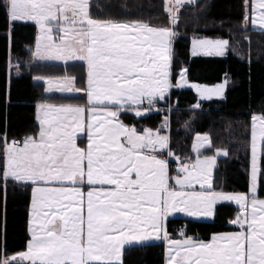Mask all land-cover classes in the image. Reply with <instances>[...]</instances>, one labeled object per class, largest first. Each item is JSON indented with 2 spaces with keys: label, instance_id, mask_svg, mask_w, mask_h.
I'll list each match as a JSON object with an SVG mask.
<instances>
[{
  "label": "snow or ice",
  "instance_id": "6c2138e0",
  "mask_svg": "<svg viewBox=\"0 0 264 264\" xmlns=\"http://www.w3.org/2000/svg\"><path fill=\"white\" fill-rule=\"evenodd\" d=\"M193 0L167 4L171 26L143 20L97 19L90 0H4L11 31L34 22L39 29L32 56L40 61H82L85 86L76 77L47 78V90L84 93L85 104L38 105L40 129L23 141L3 142L0 188L9 181L32 189L31 238L26 250L3 256L0 264H124V250L153 239L166 242V264H264V171L258 153L264 142V113L251 116V170L249 193L217 190V155L202 156L211 145L207 133L196 134L194 161L178 163L169 172V136L161 128L137 129L120 116L137 117L170 98L174 88L189 86L188 70L174 74L173 43L178 35V12ZM243 25L264 31V0H244ZM193 51L225 56L228 39H193ZM178 75V78H177ZM37 80L43 79L37 77ZM227 83V80L225 81ZM190 86L205 98L220 96L224 84ZM199 107V104L194 105ZM86 134L81 147L77 140ZM179 161V157L175 158ZM85 186L87 191L85 192ZM239 207L232 225L239 231L213 233L208 240L181 231L173 239L167 220L175 213L214 217L217 204Z\"/></svg>",
  "mask_w": 264,
  "mask_h": 264
},
{
  "label": "trees",
  "instance_id": "16d2710c",
  "mask_svg": "<svg viewBox=\"0 0 264 264\" xmlns=\"http://www.w3.org/2000/svg\"><path fill=\"white\" fill-rule=\"evenodd\" d=\"M3 3L4 0H0V137L6 132L9 141H22L39 132L36 118L39 103L87 102L85 95L47 94L44 83L35 78L74 76L76 87L82 88L86 65L34 61L29 49L34 48L36 42L35 24H16L10 38L11 26L4 15ZM244 11V0H195L180 8L174 28L178 33L173 43L174 74L186 68L191 82L213 85L229 76L231 83L225 99L202 101L199 107H194L199 100L193 90L172 89L168 102L171 106L168 147L174 154L170 158L171 171L176 172V157L182 162L192 159L196 134L207 133L212 146L205 153L212 154L217 149L228 152L226 157L218 158L214 174L217 190L226 192H249L251 116L264 113V31L245 28ZM90 13L97 19L143 20L154 26H171L165 0H90ZM195 35L227 38L244 59L232 52L226 57H192L191 39ZM10 55L20 71L12 79L8 67ZM167 113L165 109L153 110L137 117L125 111L120 119L139 130L158 129ZM3 147L0 141V167L4 162ZM261 149L264 171V142ZM31 190L28 185L12 181L8 182L6 191L0 188V258L26 249L30 238ZM258 195L264 198V187L258 189ZM238 212L239 207L233 203H221L212 220L174 217L167 221V231L172 238H182L183 231L194 238L208 240L213 233L236 230L230 221ZM124 264H165V243L127 247Z\"/></svg>",
  "mask_w": 264,
  "mask_h": 264
},
{
  "label": "rangeland",
  "instance_id": "374dc122",
  "mask_svg": "<svg viewBox=\"0 0 264 264\" xmlns=\"http://www.w3.org/2000/svg\"><path fill=\"white\" fill-rule=\"evenodd\" d=\"M24 23H27V22H24ZM31 23L35 24L34 22H31ZM205 37H207V36H198V35H195V36L192 37V39H191V56H192V57H201V56H205V57H226V56L228 55V53L232 52L234 55L238 56L240 59H244L243 54L240 52V50L237 48L236 45H234L233 43L230 42V40H229L230 47H229V50H228V52H227V54H226L225 56L208 55V54H206V53H204V52H201V51H199V50H197V51L194 52V51H193V44H192L193 39H201V38H205ZM207 38L215 39V38H223V37H207ZM223 39H227V38H223ZM9 61H10V68H11V72H12V71H13V68H14V65H15V61H14V59L12 58V55H10V60H9ZM18 71H19V70H18ZM19 74H20V73H19ZM188 80H189V79H188ZM226 80H227V83H225ZM189 82H190V84H191V83H195V82H191L190 80H189ZM230 83H231V79H230L229 76L225 77L223 81H221V82H219V83H217V84H213V85L197 83V84H200V85H206V86H208V87H210V88L213 87V86H216V85L224 84V88H223V91H222V95H220V96H215V95H213L211 98L201 97V96L196 92V90L190 86V84H189V86H185V87H183V88H187V89H191V90H193V91L197 94V97H198V100H199V102H198L197 104H200V102H202V101H208V100H212V99H225V97H226V92H227L228 88L230 87ZM179 89H181V88H179ZM58 93H61V92H58ZM63 94H64V93H63ZM159 102H160L163 106H165V104H167V105H166V109H165V111H167L168 113H167V116H166L165 118H167V120L170 121V111H171V106L168 105V102H170V98L167 99V100H165V101H159ZM197 104H196V105H197ZM151 111H153V110H151ZM154 111H155V110H154ZM133 113H134V112H133ZM145 114H146V113H145ZM254 114H260V113H254ZM143 115H144V114H143ZM164 121H165V119H164ZM164 130H165V131H163L162 134H164L165 132H166V133L168 132V136H169V126H168V128H166V129H164ZM209 137H210V136H209ZM196 143H197V141H196V137H195L194 142H193V147H192V159H190V160H192V161H194L195 158H196V156H197V151H196V149L194 148V144H196ZM262 143H263V142H259V141H258V146H259L260 148L262 147ZM211 146H212V143H211V145H205V147H203V148L200 149V154H201L202 156L216 155V154H217V151H216L215 153H212V154H207V153H205V151H206L207 149L211 148ZM249 147H250V170H251V158H252V157H251V143H250V146H249ZM163 154H165L164 158H167L168 160H170L171 156L168 155V152H167V151L164 152ZM258 155H259V163H260V166H261V169H262V156H261V152H259ZM219 157H224V156H219V155H217V160H218ZM188 161H189V160H188ZM188 161H185V162H188ZM180 162H182V161H178V163H180ZM215 169H216V168H215ZM215 169H214V174H215ZM250 170H249V176H250ZM249 190H250V189H249ZM236 193H249V192H236ZM226 203H233L234 205H236L235 202H226ZM236 206H237V205H236ZM239 210H240V209H239ZM184 215L188 216V215L185 214V213H184ZM188 217H189V218H195V219H202V220H212V219H213V217H192V216H188ZM166 247H167V245H165V249H166ZM165 257H166V255H165ZM165 264H166V260H165Z\"/></svg>",
  "mask_w": 264,
  "mask_h": 264
},
{
  "label": "crops",
  "instance_id": "0c3cea01",
  "mask_svg": "<svg viewBox=\"0 0 264 264\" xmlns=\"http://www.w3.org/2000/svg\"><path fill=\"white\" fill-rule=\"evenodd\" d=\"M193 1H195V0H193ZM169 2H170V0H165V6L167 5V4H169ZM250 2H254V0H250ZM175 3V0H171V4H174ZM186 4H188V3H186ZM35 26H36V30H37V36H36V39H37V37H38V35H39V29H38V26L35 24ZM246 28H251V29H253V30H258V31H262L261 29H260V26H253L252 24H251V17H250V20H249V24H248V26L246 27ZM244 56V55H243ZM9 60H10V57H9ZM33 60L34 61H36V62H53V63H59V64H69V63H75V62H82V61H68L67 63H65L64 61H40V60H36V59H34L33 58ZM82 63H84V62H82ZM8 67H9V72H10V79H12L13 78V76H17V75H19V73H20V71H18L19 70V68L16 66V65H14V68H13V71L11 72V68H10V61H8ZM37 78V77H36ZM35 78V80L37 81V82H42V83H44V85H45V92L47 93V94H60V95H85L84 93H58V92H60L58 89H53L51 92H49L48 90H47V83H46V81H47V78H49V77H42L43 79H40V80H37ZM55 78H63V77H55ZM86 96V95H85ZM87 98V97H86ZM40 104V103H39ZM38 104V105H39ZM38 105H37V113H36V118H37V122H38V124H39V126H40V122H39V119H38V115H39V112H38ZM168 124H169V120H168ZM164 134H167L168 135V132L166 133H164ZM80 136L82 137V138H79L78 140H77V144L79 145V146H81V147H83V146H85L86 145V143H87V137H86V134H80ZM167 159V158H166ZM169 172H170V175H172V176H175V175H177L178 173H177V171L176 172H172L171 171V167H170V163H169ZM87 191V186H85V192ZM31 202H32V190H31ZM221 203H226V202H220V203H218L217 205H219V204H221ZM174 217H187V218H189L188 216H186V215H184V213H180V212H178V213H175V214H173L172 216H170L169 218H168V220L170 219V218H174ZM192 219H195V218H192ZM167 220V221H168ZM197 220H202V219H197ZM205 221H209V220H205ZM167 223V222H166ZM30 225H31V204H30V211H29V228H30ZM235 228H236V230H234V231H239L240 229H239V226H237V225H233ZM234 231H230V232H234ZM29 235H30V238H31V233H30V231H29ZM29 238V239H30ZM173 239H181V238H173ZM155 242H164L165 243V245H166V242L165 241H163V240H156V239H153V240H151V241H148V242H144L143 244H149V243H155ZM143 244H141V245H143ZM134 246V245H133ZM126 248H127V246H126ZM125 248V249H126ZM26 250V249H25ZM165 255H166V249H165ZM10 257V256H9ZM165 260H166V257H165Z\"/></svg>",
  "mask_w": 264,
  "mask_h": 264
},
{
  "label": "built area",
  "instance_id": "2783aa9c",
  "mask_svg": "<svg viewBox=\"0 0 264 264\" xmlns=\"http://www.w3.org/2000/svg\"><path fill=\"white\" fill-rule=\"evenodd\" d=\"M164 110L166 109V106H163L160 102H157V104L154 106V108L152 110L158 111V110ZM11 140H17V139H10ZM20 141V140H17ZM23 141V140H22ZM163 156H165V154H163ZM178 167V163L175 165V168L177 169Z\"/></svg>",
  "mask_w": 264,
  "mask_h": 264
}]
</instances>
